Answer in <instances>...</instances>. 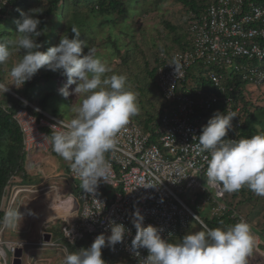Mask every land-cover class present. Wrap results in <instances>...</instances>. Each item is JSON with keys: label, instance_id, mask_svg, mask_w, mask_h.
I'll list each match as a JSON object with an SVG mask.
<instances>
[{"label": "built area", "instance_id": "2783aa9c", "mask_svg": "<svg viewBox=\"0 0 264 264\" xmlns=\"http://www.w3.org/2000/svg\"><path fill=\"white\" fill-rule=\"evenodd\" d=\"M12 1L23 0H0V4L7 6ZM192 18L188 26L190 48L170 56L164 52L157 55L156 79L167 104L157 126L143 131L130 118L116 132L113 148L105 153L106 179L98 182L95 193L82 188L81 178L69 163L66 172L80 193L76 197V215L61 230L63 242L4 241L0 232V258L4 262L7 252L13 256L31 244L42 250L65 252L68 246L74 247L85 238L92 243L101 233L110 235L109 221H114L123 224L128 234L114 249H103L140 264L147 251L139 249L136 256L131 250L136 233L134 211L144 217L142 226L160 229L167 240L188 228L190 220L198 216L194 209L209 210L211 216L233 212L225 202L227 192L208 185L207 153L197 150L196 138L212 117L210 111H225L236 115L226 138L239 139L242 103L234 99L238 91L229 82L236 78L241 84H264V5L252 0H214L199 18ZM193 68H204L207 75L203 83L190 87L187 78ZM25 104L42 117L37 119L24 110L16 112L14 120L22 134L24 151L28 155L33 151L46 153L51 145L46 129L54 132V125L67 122ZM54 191L59 195L57 188ZM6 200L4 195L1 205ZM9 201L7 209L14 202L11 198ZM240 220L244 219L239 217ZM4 228L5 225L3 231Z\"/></svg>", "mask_w": 264, "mask_h": 264}, {"label": "clouds", "instance_id": "9594fccd", "mask_svg": "<svg viewBox=\"0 0 264 264\" xmlns=\"http://www.w3.org/2000/svg\"><path fill=\"white\" fill-rule=\"evenodd\" d=\"M18 11L20 18L15 21L17 34L14 44L17 51H23V55L11 68L10 78L15 85L22 87L41 68L62 71L67 85L59 90V94L64 98L70 95L67 86L76 85L71 94L79 95L81 100L75 108L74 118L54 125L52 128L56 130L49 138L53 150L70 162L81 178L82 188L95 193L98 182L106 179L108 165L105 153L113 148L116 132L139 112L137 93L129 89L125 75H107L111 72L108 63L98 56L97 49L88 47L86 41L79 39L80 33L76 28L71 29L73 38L62 34L56 46L45 52L39 51L42 45L37 43V38L44 32L37 30L41 24L38 16L43 12L40 8ZM10 55L8 44L0 42V65L6 64ZM174 70L176 73L175 66ZM8 90L9 87L0 83V91L6 93ZM235 117L234 112H215L196 138L197 150L207 153V183L226 192L247 186L255 194L264 196V132L250 138L227 139ZM25 155L27 166L29 155L26 152ZM20 217L18 209L9 207L2 221L8 225ZM143 220L139 211L133 212L132 223L136 233L131 241V250L136 256H139V249L147 251L140 264H247L246 257L252 250L254 237L251 226L244 220L223 229L209 228L194 216L193 220L200 224L201 230L185 234L178 243L162 238L161 230L152 225L142 226ZM109 226L110 235H97L90 247L75 252L65 249L63 264H105L102 249L105 246L114 249L128 234L123 224L109 221ZM65 232L71 235L68 230ZM60 241L61 235L56 242ZM32 247L36 245H27L26 248ZM23 249L19 250L21 256ZM14 255H11L13 261Z\"/></svg>", "mask_w": 264, "mask_h": 264}, {"label": "trees", "instance_id": "16d2710c", "mask_svg": "<svg viewBox=\"0 0 264 264\" xmlns=\"http://www.w3.org/2000/svg\"><path fill=\"white\" fill-rule=\"evenodd\" d=\"M132 1L134 0H23L12 1L10 2V5L7 6H2L0 4V25H3V27H0V42L7 43L11 51L8 62L4 65H0V83H4L7 87H9V90L6 93L0 91V227L2 226V218L4 216V212L1 209V201L9 182L13 178L18 177L23 179V184H27V182H29L27 180L30 179V176L26 174V155L23 150L22 134L14 120V116L16 114L15 112L18 110H24L33 116L35 115L34 117L37 119L42 117L41 114H38L35 110L30 108V106L25 104L28 103L29 105L48 113L52 117L65 121L62 118L56 117V112L54 110H46L48 101H55L56 98L62 99V101L66 103V106L70 109L74 108L72 106H76L79 102L78 97L71 94L76 85L67 86V90L70 93L67 98H64L59 94V90L67 85V78L62 74V71L52 72L41 68L32 77V79L27 81L22 87L16 85L13 86L5 80V77H10L9 73L11 68L23 55V51H17L14 44L17 34L15 21L20 18L18 10L27 12L29 9L40 8V11L43 12L38 16L41 24L38 26L37 30H42L44 32L43 35L37 38V43L42 45V47L38 49L39 51L45 52L47 51V47L50 48L56 46L59 43L62 34H67L70 39L73 38L74 34L71 33V29L76 28L80 33L79 39L86 41L88 47L97 49V54L101 58L103 55L102 52L110 50L108 51L110 54V63L108 65L112 72H115V74H121L123 67L125 70L127 69V72L129 71L128 74L130 75L127 77V86L130 88L138 81L137 75L141 68L139 58L144 57L141 47L134 41V34L128 35L127 33H131L130 31L133 29L130 24H125L128 15L130 17L133 15L134 17L137 16L134 12L133 15H130L129 13ZM174 1L185 9L186 14L183 19V27H175L169 22H164L167 36L169 34H173L175 38L171 44L166 43L159 45L156 48L157 50L154 53L155 56L152 64L148 63V61L143 63V69L149 79V82L145 85L144 90H147V96L150 101L148 100L144 102L140 100L138 102V114L130 117L139 127H141V130L144 131L153 130L157 126L159 118L162 116L164 109L167 107L156 79L155 70L158 62V60H156L158 52L163 50L162 52L165 51L164 53L170 56L174 55L178 49V52L187 51L191 46V36L188 32V26L193 20L192 16H194L195 19L199 18L214 0ZM252 1L257 5H264V0ZM57 17L59 18V22L56 21ZM119 24L123 25V29L119 31L118 35H114L111 29L117 27ZM105 26L108 27L105 36H100L102 33L98 35L95 30H97V28L103 29ZM182 31L183 33L181 34ZM121 37L123 39L125 38L124 44L122 43L123 40L121 41ZM126 40L134 41V45L130 46ZM84 51L86 53L87 49ZM135 55L136 57H134ZM118 61H120V63H118ZM116 64L118 65V69L113 68ZM41 70L43 71L42 73L40 72ZM131 78H133L134 81ZM49 80L52 81V87L48 83ZM232 80L229 83H232L234 90L238 91L237 94H233V97L236 101H241L242 103L241 113L243 124L242 127L238 129L239 135L237 137L239 139L250 138L252 135L264 132V118L262 117L261 120L257 119V108H255L254 112H252V105L244 97L243 90L241 89V82L236 78ZM187 81L188 85L193 87L199 83H203L204 79L195 78L190 72V77L187 78ZM36 86L41 87L40 91L42 94L40 96H35L30 93ZM56 95H59V97ZM157 102L160 103L157 105ZM145 103L150 104L152 112L151 110L148 111L146 109ZM260 110L264 112V107L260 108ZM213 114V112H209L210 116H213ZM231 123H233V121ZM46 131L49 133L48 135L51 138L53 132L47 129ZM230 132L231 131L229 130L228 133ZM228 136L229 134H227V137ZM256 200L264 202V196H259L251 191L247 186H242L241 189L237 191L227 192L225 202L228 206L232 207L233 212L231 210L228 213H224L223 216H211L209 210L197 211L198 216L199 214H203L206 217V222L203 219L201 220H203L209 228L219 227L222 229L239 222L238 220L241 216L238 213H241L240 210H244L246 213H249L246 214L245 218H247V222L251 226V230L254 232L253 237L255 235V238H259V243L252 251L253 257L250 259L246 258L247 264H264V257L261 256L264 253V225L259 227V218L261 215L258 210L253 207L254 205H252V202ZM247 205L254 208L251 219L248 217L250 216L251 211H247V209L250 208ZM252 219L253 221H251ZM187 229L182 230L178 234L186 233ZM90 245L91 242L85 238L76 245V248L68 246V252L86 249L90 247ZM26 247H24L23 252ZM43 254H45V256L40 257L41 259L47 257L46 261H53L52 259H54V261L58 260L56 261V264H59L60 262L62 263L65 255H63V253L58 249L43 251ZM102 254L107 261L114 256L115 258L127 259L125 264H133V262L128 260V258L122 254H112L106 249H102ZM48 258L51 260H48ZM115 261L116 262L114 264H117V260ZM108 264H110V262Z\"/></svg>", "mask_w": 264, "mask_h": 264}, {"label": "rangeland", "instance_id": "374dc122", "mask_svg": "<svg viewBox=\"0 0 264 264\" xmlns=\"http://www.w3.org/2000/svg\"><path fill=\"white\" fill-rule=\"evenodd\" d=\"M131 3L132 5H130L131 10L129 13L130 15L136 13L137 16L134 17L133 15L132 17H130L128 15L125 24H130L133 30L130 31L131 33L129 32L127 33L128 35L134 34L135 36L134 41L141 47L144 57L139 58L140 59L139 63L141 68L137 75L138 81L133 85V87H130L129 89L137 93V102H139L140 100L146 102L148 100L150 101V99L147 96L148 94L147 90L146 91L144 90L145 85L149 82V79L145 70L143 69V63L148 61V63L152 64L154 60V53L157 50L156 48L159 45H163L166 43L171 44V42H173L175 37L173 34H169L167 36V31L165 30L164 22L165 21L169 22L175 27L176 26L181 27L183 25V19L185 18L186 12L184 7L176 3L174 0H134ZM56 21L59 22L58 17ZM122 26L123 25L119 24L117 27L112 28L111 29L112 33L114 35H118L119 31L123 29ZM107 29L108 27L105 26L103 29L97 28V30L95 31L98 35L102 33L100 36L104 37L105 33L107 32ZM182 33L183 31L181 32V34ZM121 41L124 44L125 38L123 39L121 37ZM134 41L126 40V42H128L130 46L134 45ZM48 48L49 47H47V49ZM108 51L110 50L102 52L103 54L102 59L109 64L110 54ZM134 57H136V55ZM118 63H120V61H118ZM113 68L118 69V65L116 64V66H113ZM40 72L42 73L43 71L41 70ZM128 73L129 71L127 72V69L125 70V68L123 67L121 74L125 75L126 77H129L130 74ZM191 73L194 75L195 78L198 79L205 78L207 75V71L204 68L201 69L193 68L191 69ZM111 74H115V72L111 71L107 75H111ZM131 79L134 81L133 78ZM5 80L8 81V83H10L11 85L15 86L14 81H12L10 77L9 78L5 77ZM48 83L50 84V86L52 85L51 80H49ZM241 89L244 91L246 100L252 105L251 107L252 112H254V109L257 108L258 111L256 114L257 119L261 120L262 117L264 118V112L260 110V108L264 107V84L257 87L252 85L251 83H242ZM40 90L41 87L36 86L35 88L32 89L30 93L35 96L36 95L40 96L42 94ZM56 96L59 97V95ZM76 97H78L79 102L78 104H76V106H72L74 107L72 109L66 106V103H64L62 99L56 98L55 101L52 100L48 101L46 110L48 111L54 110L56 112V117L62 118L68 122L72 118H74L75 108L79 106L81 100V97L79 95H76ZM159 103L160 102H157V105ZM145 104H146V109L148 111L151 110L152 107L150 106V104L149 103H145ZM42 158H45V160L42 161L40 169L36 172H32V169L34 168L32 167V163H30V160L28 158L27 166H25V169H26V174L30 176V179L27 180L29 181L27 182V184H23L22 178L16 177L14 180L9 182L8 184L9 187L6 188L5 190L4 195L7 200L6 203L3 202L1 205L2 211L4 210L3 212L5 213V210L7 209L6 204L11 203L9 201V198H11V200L14 201L12 208L18 209L22 217L16 219L12 224L5 225L4 223H2V226L0 227V232L2 233L1 235L2 240L5 239L6 241H12V242L19 241L21 243L22 241H24L23 239H27L26 243H37L38 241H43V240L49 241L48 240L49 235L46 234L47 231L45 230L40 231V223L38 222V220H36L39 218L38 212L45 209L46 206H49V209L50 208L52 210L55 209V211L51 213L53 217L60 214L59 213L60 209L58 207L61 205L63 201L59 200V195H56V197L58 198L55 200L53 196L55 194L54 188H57L58 192L60 190V193L64 198L70 195L75 196L77 195V193H79L78 191L79 189L74 188L75 186L73 181L65 171V167H64L65 160L53 150L52 145L49 151L47 152V154H44ZM43 194L44 195L47 194V197L44 196L42 197ZM49 201L50 203L52 202V207H50ZM252 205H254L253 207L256 208L261 215L259 218L260 220L259 227H260L261 225H264V202L256 200L252 202ZM247 206L250 207L247 209V211H251L250 216H248L251 219V215L254 211V208L250 205ZM194 210L196 214H198L197 210L196 209ZM240 211L241 213L238 214L241 216L242 219L247 221V218H245V216L246 214L249 213H246L244 210H240ZM29 212H31L32 215H29ZM199 217L206 222L205 220L206 217L203 214H199ZM253 219L251 221H253ZM3 225H5L4 231L2 230ZM199 230H201V226L196 224L194 220H190L189 227L186 233L176 234L172 236V238L169 239L168 241L171 243H178L179 240L185 234H191ZM256 239H258V243H259V238ZM258 243L257 242L253 243L252 245L253 249L246 258L250 259L253 257L252 251L256 248ZM27 250L29 249L26 248L25 251L23 252V255L20 258H18L20 264H27V260L25 256ZM62 253L63 255L65 254L64 251ZM261 256L264 257V253ZM40 257L39 258L30 257L28 264H49V262L53 264L54 262V259H52L53 261H46L47 257L44 259H41ZM102 259H104L105 264H108L109 262L110 264H114L116 262L115 260H117V264H125L127 261V259L125 258H115L114 256H112L109 259V261H107L105 260L103 254H102ZM48 260L51 259L48 258ZM0 264H13V260L9 252H7L6 254L5 262L4 259L0 258Z\"/></svg>", "mask_w": 264, "mask_h": 264}, {"label": "crops", "instance_id": "0c3cea01", "mask_svg": "<svg viewBox=\"0 0 264 264\" xmlns=\"http://www.w3.org/2000/svg\"><path fill=\"white\" fill-rule=\"evenodd\" d=\"M42 157H43V155L39 151H35V152H32L29 154V160L33 164L32 167L34 168L32 170V172H36L40 169L42 161L45 160V158H42ZM68 164H69L68 161H64L65 171L68 167ZM39 173H41V172H39ZM74 186H75V184H74ZM74 188L76 189V187H74ZM44 194L42 195V197L43 196L47 197V194L46 195H44ZM78 195H79V193H77V195H75V196L70 195V196H67L64 198L62 196V194L60 193V190H59V200L63 201V202L61 203V205L58 208L60 209V211H61L60 213H62V214L56 215L55 217H50L49 214L52 211V209L51 208L49 209V206H46L45 209L38 212L39 218L36 220H38V222L40 223V231L41 230L47 231L46 234L49 235L48 240L50 239L52 241H57L60 239L59 237L61 235V230H62L63 226L69 221V219H71L73 216L76 215V197H78ZM53 196H54L55 200L58 198V197H56L55 194ZM49 203H50V201H49ZM50 207H52V202L50 203ZM251 232L253 235L254 232L252 230H251ZM46 236H45V238H46ZM23 240L26 241L27 239H23ZM14 241H16V240H14ZM255 241H256V238L254 235L253 243ZM43 251H45V250L39 249L37 246L32 247L31 249L27 250L25 253L27 264H28V261L30 260V257L31 258H39L40 256H44ZM46 251H51V250H46ZM48 253H51V252H48ZM56 261H58V260H56ZM56 261H54V264L57 263ZM50 264H52V263H50ZM62 264H63V262H62Z\"/></svg>", "mask_w": 264, "mask_h": 264}, {"label": "water", "instance_id": "95a60500", "mask_svg": "<svg viewBox=\"0 0 264 264\" xmlns=\"http://www.w3.org/2000/svg\"><path fill=\"white\" fill-rule=\"evenodd\" d=\"M21 257V251H18L15 255H14V261L13 264H20L18 258Z\"/></svg>", "mask_w": 264, "mask_h": 264}, {"label": "bare ground", "instance_id": "6f19581e", "mask_svg": "<svg viewBox=\"0 0 264 264\" xmlns=\"http://www.w3.org/2000/svg\"><path fill=\"white\" fill-rule=\"evenodd\" d=\"M210 2H211V1H210ZM210 2H209V3H210ZM209 3H208V5H209ZM186 30H187V29H186ZM184 31H185V30H184ZM170 49H171V48H170ZM168 50H169V49H168ZM162 51H163V50H161V52H162ZM169 51H170V50H169ZM178 51H179V49H178ZM178 51H177V52H178ZM180 51H181V50H180ZM164 52H165V51H164ZM154 56H155V55H154ZM156 60H157V59H156ZM155 65H156V64H155ZM154 67H155V66H154ZM152 70H154V69H152ZM155 71H156V70H155ZM232 81H233V80H232ZM230 82H231V81H230ZM157 84H158V83H157ZM158 86H159V85H158ZM159 89H160V88H159ZM160 93H161V92H160ZM15 113H16V112H15ZM15 113H14V114H15ZM38 114H39V113H38ZM34 116H35V115H34ZM154 126H155V125H154ZM140 128H141V127H140ZM150 129H152V128H150ZM143 131H144V130H143ZM48 134H49V133H48ZM33 162H34V161H33ZM69 163H70V162H69ZM28 165H29V164H28ZM32 170H33V169H32ZM71 180H72V179H71ZM54 211H55V209L52 210V211L50 212L49 215H50L51 217H53V215H52L51 213L54 212ZM60 212H61V211H59V213H60ZM60 214H62V213H60ZM60 214H59V215H60Z\"/></svg>", "mask_w": 264, "mask_h": 264}]
</instances>
